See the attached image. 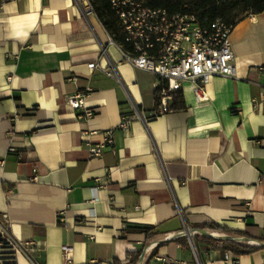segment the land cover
I'll list each match as a JSON object with an SVG mask.
<instances>
[{"label": "crops", "instance_id": "obj_1", "mask_svg": "<svg viewBox=\"0 0 264 264\" xmlns=\"http://www.w3.org/2000/svg\"><path fill=\"white\" fill-rule=\"evenodd\" d=\"M231 38L234 76L154 116L159 79L74 0H0V264H64V245L73 264H198L185 230L210 223L237 233L199 240L202 264H232L227 238L264 264V12Z\"/></svg>", "mask_w": 264, "mask_h": 264}, {"label": "built area", "instance_id": "obj_2", "mask_svg": "<svg viewBox=\"0 0 264 264\" xmlns=\"http://www.w3.org/2000/svg\"><path fill=\"white\" fill-rule=\"evenodd\" d=\"M81 14L87 19L99 20L95 0H74ZM126 35V45H118L110 37L111 44L119 46L125 60L135 69L155 75L161 87L154 116L170 111L174 92H182L185 83L192 85L198 103L208 100L207 87L214 77H232L235 74V55L232 34L239 14L232 22L217 19L204 23L188 13H172L167 9L153 8L146 0H109ZM100 21V20H99ZM101 22V21H100ZM97 63L89 65L97 68ZM110 77L113 71H106ZM68 103L74 109L84 106L82 94L70 97ZM239 111L232 109L233 114ZM129 121L123 126L129 128ZM113 144V132L107 133L104 144L90 148L92 158H99L107 145ZM35 251L34 243L23 244ZM64 264H73V248L63 246ZM226 260L238 264L231 251L225 252ZM169 262V259L158 258Z\"/></svg>", "mask_w": 264, "mask_h": 264}, {"label": "trees", "instance_id": "obj_3", "mask_svg": "<svg viewBox=\"0 0 264 264\" xmlns=\"http://www.w3.org/2000/svg\"><path fill=\"white\" fill-rule=\"evenodd\" d=\"M147 5L153 8L167 9L172 13H188L198 17L204 23H210L217 19H222L227 23L232 22L239 14L251 10L253 14L264 12V0H146ZM99 20L109 35L118 45H126V35L123 31L117 15L110 6L109 0H95ZM161 87L156 90V100L159 101ZM173 101L170 105V111H182L186 109V104L181 92H174ZM169 111V112H170ZM201 230H212L220 233L236 234V231L218 224L210 223L199 227ZM203 240L210 244L209 249L214 248L217 241L202 235L197 241ZM180 241V240H178ZM1 242V241H0ZM224 252L231 250L236 256L250 254L256 248H245L236 245L233 241L223 242L221 248Z\"/></svg>", "mask_w": 264, "mask_h": 264}, {"label": "water", "instance_id": "obj_4", "mask_svg": "<svg viewBox=\"0 0 264 264\" xmlns=\"http://www.w3.org/2000/svg\"><path fill=\"white\" fill-rule=\"evenodd\" d=\"M202 231H205V230H202ZM193 233H194V230H191L190 228H186V230H185V236H188V238H189V240H190V243H191V245H192V247H193V250H194V252H195V257H196V259H197V262H198V264H202V262H201V260H200V257H199V254H198V252L195 250V248H194V246H193V243H192V235H193ZM202 234H204V233H202ZM205 236H208V237H210L209 235H207V234H204ZM211 238H213V237H211ZM214 239H216V238H214ZM218 240H220V239H218ZM226 240H232V238H227Z\"/></svg>", "mask_w": 264, "mask_h": 264}, {"label": "rangeland", "instance_id": "obj_5", "mask_svg": "<svg viewBox=\"0 0 264 264\" xmlns=\"http://www.w3.org/2000/svg\"><path fill=\"white\" fill-rule=\"evenodd\" d=\"M205 231H208V230H205ZM201 233V231H194V233H193V235H192V243H193V246H194V248H195V250L198 252V246H199V244H198V241H197V238H199V237H201L202 235H204V234H196V233ZM217 232V231H216ZM218 233H220V232H218ZM221 234V233H220ZM187 238H188V236H186ZM211 240H213V241H217V242H220V240H218V239H214V238H211V237H209ZM190 245H191V243H190ZM192 246V245H191Z\"/></svg>", "mask_w": 264, "mask_h": 264}, {"label": "bare ground", "instance_id": "obj_6", "mask_svg": "<svg viewBox=\"0 0 264 264\" xmlns=\"http://www.w3.org/2000/svg\"><path fill=\"white\" fill-rule=\"evenodd\" d=\"M201 233H204V234H207L209 235L210 237H213V238H216V239H223V238H226V236H223L219 233H216V232H211V231H201Z\"/></svg>", "mask_w": 264, "mask_h": 264}]
</instances>
